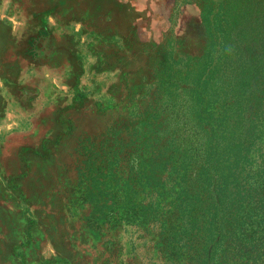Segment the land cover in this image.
I'll list each match as a JSON object with an SVG mask.
<instances>
[{
    "label": "rangeland",
    "instance_id": "rangeland-1",
    "mask_svg": "<svg viewBox=\"0 0 264 264\" xmlns=\"http://www.w3.org/2000/svg\"><path fill=\"white\" fill-rule=\"evenodd\" d=\"M205 1L223 0H0V264L166 263L107 187L133 123L203 54Z\"/></svg>",
    "mask_w": 264,
    "mask_h": 264
},
{
    "label": "trees",
    "instance_id": "trees-1",
    "mask_svg": "<svg viewBox=\"0 0 264 264\" xmlns=\"http://www.w3.org/2000/svg\"><path fill=\"white\" fill-rule=\"evenodd\" d=\"M200 33L203 54L133 123L129 176L107 190L165 264H264V0L205 1Z\"/></svg>",
    "mask_w": 264,
    "mask_h": 264
}]
</instances>
